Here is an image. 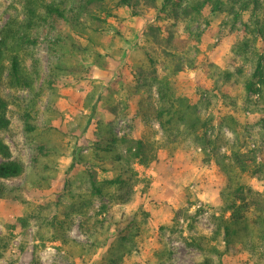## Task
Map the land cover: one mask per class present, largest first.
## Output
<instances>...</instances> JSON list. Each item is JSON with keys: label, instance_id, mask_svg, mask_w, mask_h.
I'll list each match as a JSON object with an SVG mask.
<instances>
[{"label": "rangeland", "instance_id": "374dc122", "mask_svg": "<svg viewBox=\"0 0 264 264\" xmlns=\"http://www.w3.org/2000/svg\"><path fill=\"white\" fill-rule=\"evenodd\" d=\"M258 1L257 12L264 21V0ZM70 3L0 0V33L5 36L0 44V92L10 119L0 136L9 144L12 159L24 166L19 176L0 178L7 191L0 194V238L11 240L0 264H257L240 244L226 245L214 237L225 181L217 156L229 157L238 137L243 151L255 149L260 155L264 150V86L261 94L245 89V80L252 77L261 56L264 64V27L247 47L244 75L234 65L240 60L236 44L248 36L243 24L255 27L249 16L254 0H248L249 11L241 20L208 4L201 18L175 24L177 33L188 39L175 86L192 105L186 120L197 119L199 125L206 121L199 133L186 126L175 134L165 131L145 109L157 105L158 92L153 74L148 73L151 67L141 61L139 50L147 43L149 26L166 23L159 16L163 0L157 4L141 0L131 7L109 0V15L103 13L100 22L102 45L95 46L103 58L81 50L56 53L52 47L59 35L73 32L63 19L56 25L48 17L47 5L68 9ZM14 55L29 76V85L13 81ZM160 62L161 76L167 57L160 55ZM107 104L118 108L114 120L104 109ZM27 113L35 127L32 132L25 129ZM107 130L123 140L118 149L126 156L128 176L132 174L119 192L130 200L121 204L96 198L88 216L94 221L111 215L123 225L131 220L129 231L137 235L127 243L129 252L120 246L121 232L113 227L103 237L102 247L84 249L83 243L90 239L80 227L81 215L73 216L65 239L54 226H39L38 219L28 216L33 211L49 218L63 216L71 203L68 191L78 193L90 185L85 176L89 163L80 156L90 154ZM40 140L55 152L34 164L33 152ZM138 141L144 145L143 162L128 151L137 152ZM106 164L108 171L97 169L100 179L120 171L110 154ZM244 178L253 188L264 190L262 176L246 173ZM24 217H29L27 223Z\"/></svg>", "mask_w": 264, "mask_h": 264}, {"label": "trees", "instance_id": "16d2710c", "mask_svg": "<svg viewBox=\"0 0 264 264\" xmlns=\"http://www.w3.org/2000/svg\"><path fill=\"white\" fill-rule=\"evenodd\" d=\"M109 0H71L68 9L62 8L57 4L47 5L48 17H53L56 25L60 18L67 23L73 34L64 33L59 35L53 42L52 47L56 53L60 50L70 54L78 53L81 50L85 53H94L95 56L103 58L100 52H96V45H102L99 36L101 33L100 22L103 20L102 14L106 12V5ZM141 0H117L119 5L133 6ZM149 4H157V0H147ZM163 0L160 9V18L166 21L164 24L151 25L148 33L145 35L146 42L139 49L142 53L141 61L150 68L148 73L153 74L152 79L156 80L158 99L157 105L146 106V110L152 112V117L157 119L165 131L175 134L186 129L198 131L206 127V121L199 125L197 119L186 120V110L192 105L187 103L185 98L178 94L175 86V78L178 72L183 68L184 60L182 54L186 51L188 39L179 35L175 24L188 19H199L202 17L203 9L206 5H213V10L227 12L232 15L234 20H241L245 12L249 10L248 0ZM261 7L258 0H254V5L250 8L249 16L254 19L255 27L251 28L248 23H244V31L248 36L240 39L236 44V52L240 60H234L236 72L244 75V60L248 58V50L252 37L255 33L263 34L264 21L259 17L257 10ZM108 14V13H107ZM109 15V14H108ZM168 21V22H167ZM5 41V36L0 33V44ZM80 42H83L81 44ZM70 45L68 48L65 45ZM81 48V49H80ZM160 55L167 57V62H163L162 75H158L160 64ZM263 57L258 60L256 69L252 77L245 80V89L249 92L261 94L264 86V64ZM12 76L14 82L18 85H29V76L22 71L21 64L17 55L12 57ZM140 69V67H139ZM143 69V68H142ZM144 74V72L142 71ZM239 83V82H238ZM185 100V101H184ZM234 103V100H231ZM192 108V107H191ZM113 120L118 116L116 105L107 104L104 107ZM197 118H199L197 116ZM186 120V124L184 121ZM10 119L7 115V103L0 92V131L9 127ZM26 131H34L35 127L30 119V113H27ZM213 142V140H208ZM122 139L117 138L111 130H107L105 135L97 138L90 154H83L80 160L89 163V168L85 170V176L90 182L87 189L81 192L69 190V199L71 203L62 217L54 215L49 218L42 211L28 216L38 219L39 226H54L57 228L60 238H66V228L73 225V216L81 215L80 227L88 235L90 243H83L84 249L92 251L105 244L108 232L113 229L121 232L120 246L124 252H129L131 246L128 242H134L137 233L131 234V220L125 224L122 220L115 219L110 215V220L104 219L91 220L88 216L96 198H109L117 203L125 204L130 198L119 191L129 184L127 177L132 172L124 166V153L119 150ZM235 146L231 155L217 156L216 163L224 175V184L221 188L222 215L216 217L214 237L218 240H224L226 245L240 244L242 248L255 256L257 264H264V190L253 188L244 179L246 173L254 176L260 175L264 178V150L257 155V150L248 149L243 151L240 144V137L236 139ZM239 143V144H238ZM33 152L34 164L41 162V158L50 155L53 146L40 140ZM144 145L142 141L137 142V152H129L137 157H145ZM217 151L218 145L215 146ZM142 153V154H141ZM108 154L113 161L119 165L120 171L111 178L100 179L98 170L108 171L106 164ZM219 155V154H218ZM0 178L10 179L17 177L24 171L21 162L12 159V151L5 139L0 136ZM228 158V159H227ZM141 158L140 161H145ZM46 165H49L46 163ZM73 167V164L71 165ZM133 177V175H132ZM7 193L3 184H0V194ZM37 210H42V207ZM229 213V214H227ZM29 217H24L27 223ZM136 232V231H135ZM103 237H106L105 240ZM10 238H0V258L4 255L10 245Z\"/></svg>", "mask_w": 264, "mask_h": 264}]
</instances>
